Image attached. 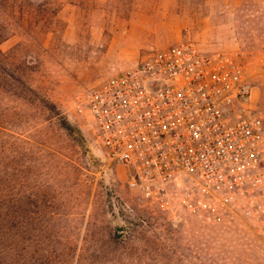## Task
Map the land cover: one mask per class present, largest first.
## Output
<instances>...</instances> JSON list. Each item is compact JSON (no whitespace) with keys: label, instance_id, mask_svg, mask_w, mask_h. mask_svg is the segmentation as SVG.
Here are the masks:
<instances>
[{"label":"rangeland","instance_id":"1","mask_svg":"<svg viewBox=\"0 0 264 264\" xmlns=\"http://www.w3.org/2000/svg\"><path fill=\"white\" fill-rule=\"evenodd\" d=\"M187 40L236 57L264 121V0H0V264H264V195L214 213L147 199L79 110Z\"/></svg>","mask_w":264,"mask_h":264},{"label":"built area","instance_id":"2","mask_svg":"<svg viewBox=\"0 0 264 264\" xmlns=\"http://www.w3.org/2000/svg\"><path fill=\"white\" fill-rule=\"evenodd\" d=\"M251 92L233 54H206L187 40L90 88L79 110L130 189L214 213L264 195V121Z\"/></svg>","mask_w":264,"mask_h":264},{"label":"trees","instance_id":"3","mask_svg":"<svg viewBox=\"0 0 264 264\" xmlns=\"http://www.w3.org/2000/svg\"><path fill=\"white\" fill-rule=\"evenodd\" d=\"M62 126H63L65 129H67L69 125H67V123L64 121V122H62Z\"/></svg>","mask_w":264,"mask_h":264}]
</instances>
